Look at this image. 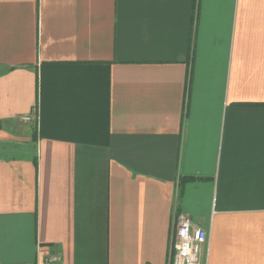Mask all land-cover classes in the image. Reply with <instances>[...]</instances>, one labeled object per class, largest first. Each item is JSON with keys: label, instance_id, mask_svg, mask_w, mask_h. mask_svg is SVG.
I'll use <instances>...</instances> for the list:
<instances>
[{"label": "crops", "instance_id": "obj_1", "mask_svg": "<svg viewBox=\"0 0 264 264\" xmlns=\"http://www.w3.org/2000/svg\"><path fill=\"white\" fill-rule=\"evenodd\" d=\"M179 213L264 264V0H0V264H169Z\"/></svg>", "mask_w": 264, "mask_h": 264}, {"label": "built area", "instance_id": "obj_2", "mask_svg": "<svg viewBox=\"0 0 264 264\" xmlns=\"http://www.w3.org/2000/svg\"><path fill=\"white\" fill-rule=\"evenodd\" d=\"M25 121H29V118ZM207 237L206 230L195 226L188 215L177 214L169 264H201ZM58 261L60 258L55 257L49 260L48 264Z\"/></svg>", "mask_w": 264, "mask_h": 264}]
</instances>
